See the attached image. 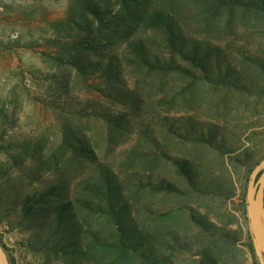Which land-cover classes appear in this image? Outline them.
Listing matches in <instances>:
<instances>
[{
    "label": "rangeland",
    "instance_id": "obj_1",
    "mask_svg": "<svg viewBox=\"0 0 264 264\" xmlns=\"http://www.w3.org/2000/svg\"><path fill=\"white\" fill-rule=\"evenodd\" d=\"M88 2L102 4L97 5L101 21L87 9ZM120 4L0 0V240L10 263L106 264L110 254L91 242L96 234L116 233L114 222L97 209L105 204L101 179L107 174L126 197L123 206L116 201L123 233L147 256L149 249L162 264L166 259L168 264H261L249 248L247 191L253 170L264 160V96L226 84L227 79L249 83L247 73L264 87L258 67L243 58L264 60V19L238 8H218L210 0H143L125 6L131 15L120 20ZM162 8L174 13L189 42L209 54L218 84L172 54L163 32L148 29V11ZM140 40L148 48L146 59L132 49ZM91 42L98 45L95 51L68 49L71 44L91 47ZM217 51L228 59L222 76L213 58ZM112 56L122 65L113 72L100 68L84 74L67 64L74 58L81 64L107 63ZM148 56L166 64L173 57L198 78L149 70ZM201 135L232 156L224 160L221 148L195 143L192 138ZM246 152L248 164L230 160L244 159ZM167 157L195 163L198 175L222 181L221 190L183 198L148 195V177L181 183ZM45 191L49 207L71 203L67 231L56 228V235L48 234L52 226L46 221L55 217L23 220V202ZM84 199L95 205H85ZM168 211H176L173 218L160 216ZM193 217L225 228L229 244L219 241L215 229L204 232ZM175 234L179 247L161 249ZM63 242L77 254L47 250ZM126 254L119 252L127 261ZM134 255L132 264H148Z\"/></svg>",
    "mask_w": 264,
    "mask_h": 264
},
{
    "label": "trees",
    "instance_id": "obj_2",
    "mask_svg": "<svg viewBox=\"0 0 264 264\" xmlns=\"http://www.w3.org/2000/svg\"><path fill=\"white\" fill-rule=\"evenodd\" d=\"M141 1L143 0H120L121 2L120 6L122 9L118 11L117 18L121 20L122 17L123 19H125L127 15L130 16L131 8L130 6L129 7H125V6H127L128 4H132L134 7V5H138L139 2ZM210 1H213L218 6V8H228V7L238 8L240 10H243L250 14L255 15L258 19H264V0H210ZM97 5L98 4L96 2H90V3L88 2L87 9L93 13L97 21L99 22L101 21L100 16H99V13L101 12V10L98 9ZM101 5L102 4H99L98 6H101ZM173 14H174L173 12H171L170 10H166V8L164 9L162 8V10L160 11H157V10L148 11V23H147L149 27L148 29L152 31L163 32L172 54H175V55L178 54L180 60L187 63L189 67H192L194 69H200L201 71L207 73L208 74L206 75L207 80H211L209 81L210 83L218 84L216 83L218 81H215L214 79V75H213L214 69L208 63L209 54L206 55L201 50L202 49L201 44H198L197 42H194V41L189 42L183 36L181 27L177 23L175 16ZM106 29L107 28H105V30ZM107 30L109 31V29ZM108 31L106 32V38L110 36L109 35L110 33ZM111 34L115 35L116 33L111 32ZM102 36H104V34H102ZM79 39H84V37H80ZM101 39L103 38L101 37ZM105 44L106 43L104 42V45ZM90 46L91 47H88V45L78 46L75 44L74 45L71 44L68 47V49H71V51H74L76 54H79L80 50H84L85 52L95 51L98 45L94 42L93 43L91 42ZM132 49H134L136 52H139L142 59H146L145 53H147L148 48L144 44L143 40H140L138 43L134 41V46H132ZM218 52L219 51L214 53L215 56H213V58L215 59V62H216L217 71H218L217 74L218 76H222L223 75L222 73L226 70L227 64L225 67V63L228 62V59L224 55L219 54ZM116 58L118 57L112 56L109 62L107 63H104V61H100L97 63L90 62L86 64H81L80 59L74 58V63L69 62L67 64L78 67V69L81 70L82 73L84 74L87 70L93 71L95 69L99 71L100 68L108 72H113L115 68H121L122 66V65H118L120 64V62L116 63L115 61ZM243 58L245 60L250 61L252 64L258 67V74L261 75L264 80V60L259 59L255 55H251V56L246 55V57L243 56ZM134 64L136 66H140V65L142 66V63L134 62ZM148 68L149 70L150 69L163 70V72L174 71V72L190 75L194 78L197 77L195 76V74H198V73L191 71L190 69H188L187 67L181 64H178V63L176 64L173 57L170 63L166 64V63H162L161 61L152 62L148 56ZM227 72L229 73L228 70ZM119 75L120 73H116V76H119ZM245 75H246V78H249L247 79L249 83L247 82V83L236 84L234 82H230L229 79H227L226 85L232 88H237L241 90L242 92H247L250 95L257 94L256 96H260V97L264 96V87H262L260 84L258 85L254 83V81L252 80L254 76L252 74L246 73ZM210 78H213V80ZM220 82H223V81L220 80ZM174 133L179 136V133L177 131H175ZM188 136H189V133H188ZM192 139L194 140L195 143L202 144V145H208L216 151H219L221 148V146H212L215 144L211 143L210 138L208 137L207 139L204 135H201V137H193ZM220 154L222 155L223 159L227 155L232 156L231 152L226 153L222 148H221ZM250 156H251L250 153L246 152L243 156L244 159H242L241 157H230V160L232 161V163H239V164H244L243 163V160H244V162L248 164L251 160ZM168 159H170L172 164L174 165L176 177L180 179V182L182 184L176 181H170L164 177H157V178L148 177V183H146L145 185L146 187H148V195L149 194H163L164 196H167V197L183 198V197H187L192 194L203 195V193L210 192L213 187H217L218 190H221L222 181L217 178L210 179L209 181L207 177L205 176L201 177L200 175H198L195 163H192L188 159H184V158L169 157ZM101 182H102L101 190H103L102 191L103 193L101 194V196L104 197L105 204L97 206V209H99L101 212H104V214H106V216H108V218L114 222L115 225H112V229L114 230L116 229V233L110 232L109 237H102V238H99L98 234H96V236L94 235L93 236L94 241L91 242L94 248L97 250L100 249V251H104L105 253L110 254L109 259L106 264H132L133 258L135 259L134 254H139V256L142 257L143 259H147L148 264H162V262L158 261L162 259L161 256L156 257V255H153L152 253H150L149 249H148V256H147L145 251L143 252V250H141L142 249L141 247H136L135 245H132L128 241L129 237H127L126 233H123V230L120 224V217H119V213H120L119 204L120 206H123L125 199H126L124 192L122 193L121 189H119L118 186L115 185V181L112 178H110V176L107 174L103 176V178L101 179ZM48 196H50V194L48 193V191H45L38 195L29 197L27 201H24L23 206H22V211H21L23 220H31L34 218L39 219L41 217H45L46 219H48L49 217H55L54 222L46 221V227L52 226V228L49 229L48 234L56 235V233H54L56 232V228H59L61 232L67 231L68 228L66 227V215H68L69 212L73 208L71 207V203L63 202L54 207H49L46 205L47 204L46 198ZM116 201L119 202L118 205ZM84 204L89 207H91L90 204L95 205V203H93L92 200L90 199H84ZM36 206H43V207L40 208ZM173 212L175 213L176 211H173ZM173 212H170V211L164 212V213H161L160 216L164 218H173ZM193 222L195 223L196 226L203 229L204 232L206 233L210 232L211 229H215L216 230L215 234L218 232V235H220L219 241L225 243L226 245L229 244L228 240H230L232 237H230V235L226 233L225 228L224 229L219 228L216 225L205 220L203 217H198V218L193 217ZM89 233L91 234V231H89ZM248 237L250 241L249 248L251 252L255 254L253 239L251 236H248ZM0 243L4 247L5 251H7L6 247L4 246L1 240H0ZM168 244H171V245H168ZM179 244H180V239L178 238V235L175 234V236L172 237L171 243L167 242V243L162 244L161 249L162 247L169 248V246L176 248V247H179ZM47 250L50 253H57L60 255H63V254L75 255L77 254V251H78L77 249L72 250V249L67 248V245L65 242H63V244L59 246L48 247ZM119 252L127 253L126 256L127 255L129 256L128 260L126 261L123 255H119ZM163 262H166L164 264H168L167 259ZM255 264L257 263L255 262Z\"/></svg>",
    "mask_w": 264,
    "mask_h": 264
},
{
    "label": "water",
    "instance_id": "obj_3",
    "mask_svg": "<svg viewBox=\"0 0 264 264\" xmlns=\"http://www.w3.org/2000/svg\"><path fill=\"white\" fill-rule=\"evenodd\" d=\"M247 203L255 253L260 263L264 264V160L251 174ZM0 264H11L1 243Z\"/></svg>",
    "mask_w": 264,
    "mask_h": 264
}]
</instances>
